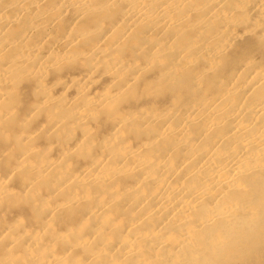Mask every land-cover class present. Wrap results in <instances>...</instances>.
<instances>
[{"label": "bare ground", "instance_id": "1", "mask_svg": "<svg viewBox=\"0 0 264 264\" xmlns=\"http://www.w3.org/2000/svg\"><path fill=\"white\" fill-rule=\"evenodd\" d=\"M263 237L264 0H0V264H264Z\"/></svg>", "mask_w": 264, "mask_h": 264}, {"label": "rangeland", "instance_id": "2", "mask_svg": "<svg viewBox=\"0 0 264 264\" xmlns=\"http://www.w3.org/2000/svg\"><path fill=\"white\" fill-rule=\"evenodd\" d=\"M264 237H263V239L261 240V245H263L262 247L264 248ZM248 247V249H249V252L247 253V255L245 254V255H243V253H241L240 255H239V257H238V259H240V260H244V258L246 257V263L247 264H255V259H256V257H257V255H259V253H253V252H255L252 248H250L249 246H247ZM253 253V255L251 256H249L248 257V255L249 254H252ZM242 256H244V257H242ZM248 257V258H247ZM252 257V258H251Z\"/></svg>", "mask_w": 264, "mask_h": 264}]
</instances>
